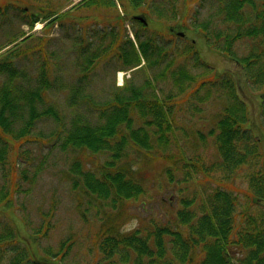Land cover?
<instances>
[{
  "label": "rangeland",
  "instance_id": "obj_1",
  "mask_svg": "<svg viewBox=\"0 0 264 264\" xmlns=\"http://www.w3.org/2000/svg\"><path fill=\"white\" fill-rule=\"evenodd\" d=\"M79 1L81 0H0V47L6 41H13L14 35L20 37L22 31L32 37L28 44L16 48L25 52L18 60L19 69L27 73H24L26 76L21 83L36 85L43 60H50L53 65L52 88L46 96V102L56 105L64 114L65 120L62 123L49 117L41 120L34 131L33 140L24 141L19 146L15 143L13 150H8V161L19 157L21 165L20 168L12 165L3 171L0 164V191L5 188L10 195L4 203H0V227L4 222L14 225L19 240L25 242L31 254L38 257H46L48 249L56 252L61 242L67 238L74 241L71 250L59 264H98L97 261L101 259L95 252V238L102 230L106 231L109 224L121 227L122 231L152 227L154 224L176 228L181 226L177 212L183 208L184 200L193 201L195 212H200L202 198L218 186L217 179L223 178L222 173L209 176L202 170H211L212 164L222 159L211 130L217 127L219 114L223 112L229 96L216 94L204 99L207 89L198 87V81H209L218 74V78L224 77L225 80L230 76L237 82L240 96L249 105L251 128L259 138L264 152V116L261 114L263 89L251 82L250 76L239 63L217 49L216 45L222 46L225 43L223 38L217 37L216 41L211 37H204L205 25L208 26L209 33L216 35L227 30L232 34L236 32V27L225 21L224 1L147 0L148 5L136 8L131 0H121V4L118 1V10L95 6L71 10ZM33 4L38 5V11L36 8L34 12L38 14L39 20L31 27L25 10L27 5L31 7ZM50 8L53 11L59 10L61 17L46 27L43 12L46 14ZM154 9L163 10L172 18H160L157 12H153ZM120 14H123L121 24L117 20ZM138 14L147 15L152 20L150 27L144 29L132 21L133 16ZM169 26L185 36L170 34ZM41 27L43 28L40 29ZM134 31L140 32L145 38L154 36L160 45L168 46V54L164 56L160 67L148 69L146 73L139 71L142 75L131 71H115L121 67V63L116 59L117 55L110 51L112 33H119V42L129 49L127 40ZM18 39L17 42L22 38ZM84 41H88V48L91 46L99 50L103 47L107 53L95 73L89 76L86 87L78 95V102L73 105L71 95L74 94L73 90L78 85L80 76L76 47L77 43ZM192 44L200 55L197 51L195 54L184 52ZM252 44V40L243 39L237 41L233 48L240 56H244L249 53ZM172 57H176L175 65L187 66L186 69L194 76L191 83L195 86L193 89L182 93L179 91L181 85H174L172 88L170 79L159 76ZM82 62L83 57L79 54V64ZM147 77L152 79L160 99L169 100L168 95L172 92L181 94V101L174 106L173 112L176 127L165 152H158L157 148L149 153L138 147L128 148L129 155L121 164L131 158L137 160L135 176L145 184L146 193L137 200L118 205L117 208L112 206L110 200H94L78 187L75 188L71 170L77 161L84 168L99 172L109 155H94L83 149L64 150L61 147V137L76 114L93 123L101 122L98 105L113 98L114 91L122 82L124 84L132 79L130 83L145 85ZM6 79L7 75L0 72V84ZM147 94L151 100L152 97L148 92ZM140 125L142 120L137 118L135 126ZM54 133L59 135H53ZM163 153L168 154L167 157L173 156L164 158ZM188 161L196 163L198 168L184 165ZM25 165H29V171L23 175ZM247 171L250 173V166L246 167ZM242 175L243 172H240L239 176L226 179L225 185L248 190V180ZM239 193L242 212L250 199L245 193ZM260 209L256 206V210ZM49 257L53 259V256Z\"/></svg>",
  "mask_w": 264,
  "mask_h": 264
},
{
  "label": "trees",
  "instance_id": "obj_2",
  "mask_svg": "<svg viewBox=\"0 0 264 264\" xmlns=\"http://www.w3.org/2000/svg\"><path fill=\"white\" fill-rule=\"evenodd\" d=\"M131 1L136 8L149 3L147 0ZM220 1H224L225 21L235 26L236 32L232 34L227 30L216 35L209 33L208 26L205 25L204 37L207 39L211 37L216 41L217 37L223 38L225 43L222 46L216 45L217 49L239 63L250 76L251 82L264 91V0ZM117 5V0H81L73 6L74 8L71 7V10L92 6L116 10ZM27 6L25 14H28L31 27H34L39 20L38 14L34 12L38 5ZM58 12L59 10L53 11L52 8L46 14L43 12L46 27L61 17ZM153 12H157L160 18H172L163 10L154 9ZM14 37L13 41L10 43L6 41L0 47L1 51L16 43L18 38H22L0 55V72L7 75V79L0 84V164L3 171L12 165L20 168L19 157L8 161V150L11 152L15 143L19 146L24 141L33 140L34 131L41 120L49 117L58 123L65 121L64 114L56 105L46 102V96L52 88L53 65L50 60H43L36 85L22 84L21 81L27 73L19 69L18 60L25 52L16 48L28 44L32 37L26 35L24 31L20 37L15 35ZM243 39H250L254 44L247 55L240 56L233 46ZM138 40L149 67L159 64L168 54L166 45H160L155 37L144 41L140 38ZM129 41L127 45L135 47L133 41ZM110 43L111 47H119V57L127 68L140 65L139 52L120 45L116 33H112ZM87 44L88 41L79 42L77 47V67L81 74L78 85L74 87V94L71 95L73 105L78 102V95L86 87L96 59L100 58L95 54L93 61V57L87 53ZM184 51L194 53L190 47ZM79 54L83 57L81 64ZM175 59L176 57L169 61L162 75L166 77L170 74L173 82L181 85L183 89L181 90L185 92L187 85L192 89L194 76L186 69L187 66L175 65ZM146 82L151 87V81ZM198 85L208 87L206 98L212 96L215 87L229 90L227 93L229 100L224 106L217 128L211 130L222 159L215 161L211 170L208 168L202 170L209 176L222 173L223 178L217 179L218 186L202 198L199 213L195 212L193 201L184 200L183 208L177 212L181 226L174 228L170 225L154 224L152 227L122 231L121 227L109 224L106 231L102 230L95 238L97 245L95 252L101 259L97 261L98 264H234L228 255L229 250L231 253L233 250L241 251L242 254L238 255L243 256L239 258L238 264H248V261L250 264H264V209H260L264 208V155L261 143L255 133L248 128L251 121L249 112L245 103L238 97L232 77H226L224 80V77L213 76L209 81H202ZM121 91H116L113 98L96 105L101 122L93 123L76 114L61 137V147L64 150L83 149L94 155L104 153L109 155L99 172L84 168L77 161L71 170L75 188L78 187L94 200L95 198L110 200L112 206L117 208L118 205L137 200L146 193L144 183L135 176L137 160L131 158L125 164H121L129 155L128 148L138 147L147 153L157 148L158 152H165L176 127L173 114L175 108L169 103L176 100L174 94L175 97L170 95L169 100H163L153 91L152 99L149 100L145 90L129 83L121 88ZM136 117L142 120V125L135 126ZM200 136L204 138L203 134ZM162 155L164 158L173 156L167 157L166 153ZM184 165L198 168L196 163L190 161ZM248 166L250 173L246 172ZM28 171L29 165H25L22 174ZM240 172H243L242 176L248 180V190L225 185L226 179L239 176ZM240 191L250 199L242 212ZM9 196V191L5 188L0 191V203H4ZM256 206H259L260 210H256ZM0 229V264H59L69 253L74 242L67 238L61 242L56 252L48 249L46 257L37 258L30 253L25 246L26 243L19 240L14 225L4 222ZM50 255L53 259L49 257Z\"/></svg>",
  "mask_w": 264,
  "mask_h": 264
}]
</instances>
